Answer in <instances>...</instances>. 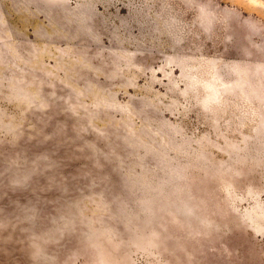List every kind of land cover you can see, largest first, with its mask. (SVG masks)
<instances>
[{
    "label": "rangeland",
    "instance_id": "374dc122",
    "mask_svg": "<svg viewBox=\"0 0 264 264\" xmlns=\"http://www.w3.org/2000/svg\"><path fill=\"white\" fill-rule=\"evenodd\" d=\"M0 264H264V0H0Z\"/></svg>",
    "mask_w": 264,
    "mask_h": 264
}]
</instances>
